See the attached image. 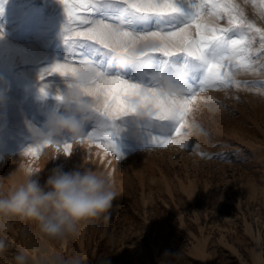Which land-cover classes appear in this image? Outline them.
<instances>
[{"label": "rangeland", "instance_id": "374dc122", "mask_svg": "<svg viewBox=\"0 0 264 264\" xmlns=\"http://www.w3.org/2000/svg\"><path fill=\"white\" fill-rule=\"evenodd\" d=\"M13 1L7 27L14 26L19 35L4 34L0 27V195L24 179L23 169L33 167L42 169L36 177L42 186L53 169H92L108 178L117 197L99 218L55 237L34 220L0 216V264H264V41L255 32L264 29V0H232L255 26L247 34L256 69L234 63L229 73L238 85L197 89L182 134L156 130L166 144L138 138L139 127L125 128L113 138L122 159L98 147L110 142L100 139L111 130L101 117L89 121L79 140L46 143L30 135L34 127H43L49 112L62 110L55 96L72 79L58 74L39 79L44 65L63 59L55 50L63 46L59 32L67 18L58 0ZM38 29L49 35L41 46L30 35ZM34 48L45 61L13 59ZM203 71V66L196 69L190 81L194 88ZM41 86L48 95L41 96ZM135 120L142 124L149 117ZM89 131L92 138L86 136ZM65 143L72 147L68 156ZM30 147L37 155L27 153Z\"/></svg>", "mask_w": 264, "mask_h": 264}, {"label": "snow or ice", "instance_id": "6c2138e0", "mask_svg": "<svg viewBox=\"0 0 264 264\" xmlns=\"http://www.w3.org/2000/svg\"><path fill=\"white\" fill-rule=\"evenodd\" d=\"M58 3L67 18L59 38L68 51L62 60L42 68L39 79L52 74L72 78L84 65L95 70L92 85L102 107L94 108L93 119L103 118V126L111 129L100 137L110 142L99 143L98 147L112 151L118 159L123 154L113 138L125 128L131 132L139 127L138 138L150 136L152 142L166 144L168 141L155 134L156 130L161 134L172 130L173 136L182 134L189 105L195 99L192 94L197 89L238 85L240 82L229 73L234 63L241 69H256L253 39L247 34L255 26L246 21L232 0ZM221 21H226L227 26ZM255 32L264 41V29L255 28ZM199 66L204 71L194 88L190 81L196 79ZM165 79L182 83V95L164 93L161 81ZM39 92L41 96L48 95L46 86H41ZM55 98L62 99L61 95ZM140 110L147 112L149 121L141 124L135 120ZM92 135L91 131L86 134L89 138ZM180 146L187 145L181 141ZM71 151V145L65 143V154ZM37 152L35 147L27 149L29 155Z\"/></svg>", "mask_w": 264, "mask_h": 264}, {"label": "clouds", "instance_id": "9594fccd", "mask_svg": "<svg viewBox=\"0 0 264 264\" xmlns=\"http://www.w3.org/2000/svg\"><path fill=\"white\" fill-rule=\"evenodd\" d=\"M94 79L95 70L90 65L78 68L66 91L60 94L62 110L49 112L43 127H34L30 135L53 143L66 137L81 139L85 126L96 115L94 108L99 105L92 85ZM182 87L179 81L162 83L166 94L179 95ZM2 100L0 96V102ZM136 115L145 117L148 114L140 110ZM41 170L33 167L22 170L24 179L15 183L6 195H0V216L34 220L44 233L55 237L74 232L84 220L99 218L117 197L108 178L92 169H53L43 186L36 178Z\"/></svg>", "mask_w": 264, "mask_h": 264}, {"label": "bare ground", "instance_id": "6f19581e", "mask_svg": "<svg viewBox=\"0 0 264 264\" xmlns=\"http://www.w3.org/2000/svg\"><path fill=\"white\" fill-rule=\"evenodd\" d=\"M46 2V1H45ZM76 2H78V0H76ZM58 4V3H57ZM3 5H7L5 8L3 7ZM14 5H15V3H14V1L13 0H0V27L2 28V29H4V31H6V32H4V34H8L9 36H12V37H16V35H17V32H18V30L14 27V26H12V27H7V26H9L11 23H10V18L9 19H7V17L8 16H13L14 15ZM21 6H23V5H21ZM18 7V6H17ZM25 7V6H24ZM4 8V9H3ZM22 8V7H21ZM34 8V7H33ZM54 8V7H53ZM57 8V7H56ZM59 8H61L60 6H59ZM63 8V7H62ZM26 9V8H25ZM35 9V8H34ZM47 9V8H46ZM4 10V11H3ZM37 10V9H36ZM51 10V9H50ZM49 10V11H50ZM24 11V10H23ZM32 11V10H31ZM48 11V12H49ZM63 11V10H62ZM4 12V13H3ZM61 13V12H60ZM63 13V12H62ZM55 14V13H54ZM59 14V13H58ZM48 15V14H47ZM51 15V14H50ZM30 16V15H29ZM61 16H62V14H61ZM17 17V16H16ZM21 17V16H20ZM26 17V16H25ZM51 17V16H50ZM50 17H49V19H50ZM57 17H59V16H57ZM18 18V17H17ZM54 18V17H53ZM52 18V19H53ZM47 19V18H46ZM51 19V20H52ZM58 19V18H57ZM37 21H38V18L36 19ZM59 20V19H58ZM45 21V20H44ZM54 21V20H53ZM33 22V21H32ZM48 22V21H47ZM50 22V21H49ZM55 22H57V21H55ZM54 23V22H53ZM21 24V23H20ZM39 24V23H38ZM29 25V24H28ZM28 25H27V27H28ZM25 26V25H24ZM47 26V25H46ZM51 26V25H50ZM60 26V25H59ZM42 28V27H41ZM49 28V27H48ZM21 29H22V27H21ZM23 30V29H22ZM21 30V31H22ZM1 31V30H0ZM30 31H32V30H30ZM48 31V30H47ZM3 32V31H2ZM28 32V31H27ZM49 32V31H48ZM45 33H47V32H45ZM23 34V33H22ZM28 34H29V32H28ZM18 35H19V33H18ZM17 35V36H18ZM24 35V34H23ZM30 35H33V40L35 41V42H37L38 44H40V46L42 45V44H45L46 43V41L48 40V36L46 37L45 35H44V31L43 30H36L35 32H32ZM2 35H0V37H1ZM4 38V37H3ZM51 39V38H50ZM2 42V41H1ZM13 41H11L10 40V44L12 43ZM50 44H51V42H50ZM1 46V45H0ZM37 46V45H36ZM2 47V46H1ZM11 47V46H10ZM9 47V48H10ZM44 47V46H43ZM42 47V48H43ZM7 48V47H6ZM12 48V47H11ZM32 48V47H31ZM45 48V47H44ZM5 49V48H4ZM35 49V48H34ZM34 49H32L33 51H34ZM37 49H39V48H37ZM37 49H35V51H36V54L35 55H33V51L31 52V53H29V51H30V47H29V51H28V55H20L19 57H14L13 59L14 60H17V62H33V63H35V62H38V61H41V60H44L45 58V56L44 55H41V53H40V51H38ZM59 49L60 50H55V54L56 55H60V56H63L66 52H67V50L68 49H66L65 48V46L63 45V46H61V47H59ZM14 50V49H13ZM28 50V49H27ZM45 50V49H44ZM43 50V51H44ZM1 51H3V49H0V52ZM25 52V51H24ZM42 52V51H41ZM8 53V52H7ZM11 53V52H10ZM23 53V52H22ZM35 53V52H34ZM44 53V52H43ZM47 53V52H46ZM16 54V53H15ZM51 54V53H50ZM50 54H49V56H50ZM53 54H54V52H53ZM12 55V54H11ZM14 55V54H13ZM55 55V56H56ZM9 56H10V54H9ZM16 56V55H15ZM47 57V56H46ZM10 58H12V57H10ZM51 59V58H50ZM49 59V60H50ZM8 60V59H7ZM45 61V60H44ZM56 61V60H55ZM11 62H15V61H12L11 60ZM26 62V63H27ZM28 62V63H29ZM51 62V61H50ZM54 62V61H53ZM16 64V63H15ZM11 66V65H10ZM15 66V65H14ZM44 66H48V65H44ZM68 78V77H67ZM65 85V84H64ZM64 90V89H63ZM65 90H66V88H65ZM100 104V103H99Z\"/></svg>", "mask_w": 264, "mask_h": 264}]
</instances>
